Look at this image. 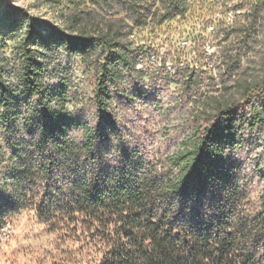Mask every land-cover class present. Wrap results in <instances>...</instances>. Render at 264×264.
<instances>
[{"label": "trees", "instance_id": "1", "mask_svg": "<svg viewBox=\"0 0 264 264\" xmlns=\"http://www.w3.org/2000/svg\"><path fill=\"white\" fill-rule=\"evenodd\" d=\"M137 1L128 17L141 25L150 15ZM181 10L182 0H169L160 16ZM84 19L77 13L67 27L28 19L13 77L0 63V234L31 210L49 231L77 236L90 264H264V189L252 198L263 160L256 155L248 170L251 160L238 155L239 133L264 126V101L250 100L256 89L245 87L242 100L220 105L161 157L142 115L151 51L122 42L112 26L90 31ZM55 53L98 56L88 119ZM138 116L140 125L128 124Z\"/></svg>", "mask_w": 264, "mask_h": 264}, {"label": "rangeland", "instance_id": "2", "mask_svg": "<svg viewBox=\"0 0 264 264\" xmlns=\"http://www.w3.org/2000/svg\"><path fill=\"white\" fill-rule=\"evenodd\" d=\"M129 1L0 0V63L13 77L19 65L18 44L31 18L40 26L67 27L78 13L90 31H105L108 26L121 31L122 42L151 51L142 64L146 76L141 87L150 102L142 115L161 157L176 151L186 137L211 121L220 105L242 100L245 87L256 89L250 100L264 101V0H182L181 12L168 17L160 15L169 0H138L139 13L150 15L141 25L128 17L133 15L127 9ZM54 55L77 92L76 112L88 119L94 112L90 97L98 56L84 60ZM189 74L194 80H188ZM136 105L140 108L143 103ZM141 121L138 116L128 124L138 126ZM239 136L242 163L251 160L247 163L251 170L260 157L264 168V126ZM262 189L264 183L254 178L252 198ZM7 223L0 236V264H90L89 247L77 236L49 231L31 210L21 211Z\"/></svg>", "mask_w": 264, "mask_h": 264}, {"label": "built area", "instance_id": "3", "mask_svg": "<svg viewBox=\"0 0 264 264\" xmlns=\"http://www.w3.org/2000/svg\"><path fill=\"white\" fill-rule=\"evenodd\" d=\"M8 226V223L5 225V227L3 228V231L6 229V227ZM2 231V232H3ZM2 234V233H1ZM1 234H0V236H1Z\"/></svg>", "mask_w": 264, "mask_h": 264}]
</instances>
